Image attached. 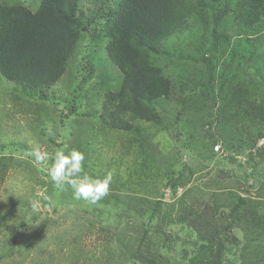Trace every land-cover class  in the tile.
<instances>
[{
    "label": "rangeland",
    "instance_id": "1",
    "mask_svg": "<svg viewBox=\"0 0 264 264\" xmlns=\"http://www.w3.org/2000/svg\"><path fill=\"white\" fill-rule=\"evenodd\" d=\"M192 35L200 39L198 30ZM187 37L170 40L171 61L158 59L175 91L154 105L157 121H137L130 131L111 129L99 118L106 92L118 89L121 78L107 55L106 38L92 53L85 36L66 75L40 98L26 96L0 75V154L13 157L0 183V264H142L141 256L154 255L157 264H187L195 236L189 222L200 229L222 228L214 197L234 192L264 201V190L256 192L264 187V155L254 154L247 162V156L225 148L234 131H229L231 112L218 100L179 95L181 79L197 78L203 69L192 61V49L184 47ZM85 55L94 66L89 75ZM226 60L214 63V79ZM259 125L264 129V122ZM263 145L260 139L255 148ZM34 149L48 154L43 164L30 155ZM72 149L85 154L89 176L103 179L113 173L109 193L96 204L76 200L70 185L60 190L50 180L47 169L56 151ZM156 199L162 201L160 210L149 223L142 214L155 207ZM182 217L186 224L178 223ZM231 235L236 242L226 244L230 251L223 264L252 263L244 232L236 229Z\"/></svg>",
    "mask_w": 264,
    "mask_h": 264
},
{
    "label": "trees",
    "instance_id": "2",
    "mask_svg": "<svg viewBox=\"0 0 264 264\" xmlns=\"http://www.w3.org/2000/svg\"><path fill=\"white\" fill-rule=\"evenodd\" d=\"M197 30L201 42L192 35ZM183 34L188 35L184 47L192 49V61H199L203 69L197 78L181 79L180 97L220 101L231 112L229 131L234 130L227 134L225 148L247 156V162L254 154L263 156L264 145L255 146L264 139L259 125L264 122V0H0V75L26 96L40 98L66 75L85 36L92 53L106 38L107 55L121 78L118 89L106 92L99 118L111 129L130 131L137 121H157L154 105L175 91L158 59L171 61L170 40ZM220 58L227 60L214 79V63ZM84 59L89 75L94 71L92 58ZM181 60L178 55L177 63ZM12 163V156L0 154V183ZM176 187L172 184L173 190ZM214 198L218 202L212 207L224 219L222 228L218 231L210 224L212 229H200L189 222L195 236L190 243L193 251L188 256L184 252L187 264H223L230 251L226 244L236 242L229 234L236 229L244 232L245 248H251L250 264H264V201L234 192ZM161 203L156 199L155 207L143 212L149 223ZM177 221L186 224L183 217ZM157 259L158 255L139 258L142 264H157Z\"/></svg>",
    "mask_w": 264,
    "mask_h": 264
},
{
    "label": "clouds",
    "instance_id": "3",
    "mask_svg": "<svg viewBox=\"0 0 264 264\" xmlns=\"http://www.w3.org/2000/svg\"><path fill=\"white\" fill-rule=\"evenodd\" d=\"M30 155L41 164L48 159V154L38 149H34ZM85 159V154L77 149H72L68 154L58 150L47 171L56 188L63 190L65 185H70L76 200L96 204L109 193L113 173L109 171L103 179L93 178L85 172Z\"/></svg>",
    "mask_w": 264,
    "mask_h": 264
}]
</instances>
